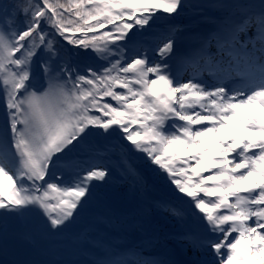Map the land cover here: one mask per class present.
<instances>
[{
  "label": "snow or ice",
  "instance_id": "6c2138e0",
  "mask_svg": "<svg viewBox=\"0 0 264 264\" xmlns=\"http://www.w3.org/2000/svg\"><path fill=\"white\" fill-rule=\"evenodd\" d=\"M224 7L239 15L181 54L175 28L147 30L183 0H0V239L32 211L61 232L107 180L109 152L135 178L125 145L90 143L103 137L187 198L204 225L184 237L198 264H264V0Z\"/></svg>",
  "mask_w": 264,
  "mask_h": 264
},
{
  "label": "rangeland",
  "instance_id": "374dc122",
  "mask_svg": "<svg viewBox=\"0 0 264 264\" xmlns=\"http://www.w3.org/2000/svg\"><path fill=\"white\" fill-rule=\"evenodd\" d=\"M183 3L184 8L180 11L179 15L166 17L164 16V14H158V18L156 19L153 26L147 30L152 36H159L161 34L168 33L170 31L168 27L174 26L175 22H180L181 25H184V29H179L175 32V49L178 53L180 50V46H182L183 49L181 54L185 53L194 45V37L203 35L204 31L206 32L209 29V26L216 24L217 20H222L229 14L230 11L236 12L235 9H228L224 6L243 3L256 4V0H223L218 5V10L215 11L213 9H210L209 7L207 8L206 6L199 7L194 4L189 5L184 2V0ZM195 8H202L204 11L206 10V13H208L207 18L205 20L195 21L193 24L191 23L189 26L185 27V22L194 19L198 14V11H200L192 10ZM236 15L238 16L239 13L236 12ZM181 33L182 35H180ZM149 40V44L155 46L156 41L152 39ZM212 51H215V49L213 48ZM179 66L180 64H177V66H175L174 61L173 71L175 67L178 68ZM205 79H208V77L205 76ZM0 111H2V108H0ZM119 135H122V133ZM89 139L91 144L93 142H95L96 144L99 142L101 144H105L108 139L113 140V138L104 139L103 137H91ZM117 141L118 143H121L126 147H132V145L127 141ZM123 151L128 156V159H131L134 163H136L134 159L140 162V164L137 163V165H139L140 167L139 169L146 170L148 168L147 163H145L148 160L143 153H128L125 149H123ZM120 152L121 150L117 149L116 151L110 152V154L108 153L109 155H106L105 160L101 159L103 156L101 158H98L99 160L101 159L100 161L106 164L109 168V176L107 177V180L105 182H93L91 195L88 197L84 205L77 210L75 217L71 221V223L68 224V226L61 232L55 234L46 233L44 231L43 217L36 211L29 212L23 218L9 217L5 221L7 225V236L6 238L0 239V264H71L72 261L77 257L73 255V252H75L76 247L81 244L80 240L77 241L75 237L79 236V234H81L80 232L85 230V232H83V241L81 240L83 244L88 235L94 234V232L103 231L101 229L102 227H99L100 225L105 224L104 227L108 228V222H112L115 218L119 219L122 211L123 216L128 219L125 221L129 222L128 224L126 223L125 225H123L121 229L117 231L118 233H120V236H124V233L130 236L133 235L134 239H140L138 240L140 241L138 243L139 245L142 244V241L146 238H151V241L146 242L145 245H156L158 243L157 248H162L164 243L169 241V235L165 236V238L167 237L166 239H164L162 236V239L157 240L161 235H157L155 231L148 232L144 236L138 237L140 231H138L139 228H135L136 224H148L146 223L147 220L145 219H147V217L149 216L154 223H158L160 220H164L160 212V207L162 206L160 202L162 199L161 194L162 196L163 194H167L172 197L174 196L173 198H175L176 203H181L183 205L186 203L185 201L187 200V198L185 197L181 199L180 194L173 189L174 187L169 186L170 183H167V178L164 173H160L161 178L157 177L158 185L154 186V190L143 192L144 190L137 187L135 183L136 181H141L140 184L144 185L145 180L141 179L144 176V173H139L136 170L137 173L135 178L131 176H125L121 171V167L118 166V161L121 158ZM164 183L167 184L163 185ZM159 186L163 187L161 188V194L156 192ZM134 195H136L137 197ZM133 207L136 208L135 212L134 210H132ZM173 207L176 208V205ZM190 212L193 214V209H191ZM190 212L189 210H187L182 216L179 217L183 219L185 218V220L188 219L190 222H192L194 218ZM77 216L79 217L78 219H76ZM141 216H143L144 218L141 219ZM170 219L177 221V217L171 215L169 219L164 220V223L170 224ZM195 220L197 222V225L191 226L192 230H190L193 231L194 235H203V227H201V224L198 223L197 219ZM173 226L177 227L178 225ZM131 227L135 228L134 232L129 231ZM157 227L156 229L168 228L163 224ZM115 230L116 229H114V231ZM167 230L169 232V229ZM180 243L185 242L181 240ZM122 245H124V243H122ZM185 246L186 249L184 248V250L186 252L191 253L193 251L192 254L194 253L196 256L201 257L200 253L195 252L187 243H185ZM131 252L133 254V259L140 258L143 264H166V261L163 258L160 261L158 260L159 258L156 259L158 261L152 259L150 260L147 252L143 251V248H140V250L135 249ZM164 256L165 258H170V255L168 254H165ZM107 259V257L100 258V264H109ZM129 260L132 261L131 258ZM127 264H129V261ZM130 264L135 263L131 262Z\"/></svg>",
  "mask_w": 264,
  "mask_h": 264
},
{
  "label": "water",
  "instance_id": "95a60500",
  "mask_svg": "<svg viewBox=\"0 0 264 264\" xmlns=\"http://www.w3.org/2000/svg\"><path fill=\"white\" fill-rule=\"evenodd\" d=\"M186 1L189 2V3H195V4L199 5V6H201V5L209 6V5H212V4H215V3L219 2L221 0H186Z\"/></svg>",
  "mask_w": 264,
  "mask_h": 264
},
{
  "label": "bare ground",
  "instance_id": "6f19581e",
  "mask_svg": "<svg viewBox=\"0 0 264 264\" xmlns=\"http://www.w3.org/2000/svg\"><path fill=\"white\" fill-rule=\"evenodd\" d=\"M250 4H254V3H250ZM183 66H186V65H183ZM182 67V66H181ZM182 70H184V68L182 67ZM183 77H184V74H183ZM135 185H136V183H135ZM167 214H171L170 212L169 213H167ZM142 218H144L143 216H141V219ZM148 223H149V226L151 225V223H152V220H148ZM96 242H99V240L98 241H96ZM102 242H104V241H102ZM119 260H123V261H125L124 259H119Z\"/></svg>",
  "mask_w": 264,
  "mask_h": 264
},
{
  "label": "trees",
  "instance_id": "16d2710c",
  "mask_svg": "<svg viewBox=\"0 0 264 264\" xmlns=\"http://www.w3.org/2000/svg\"><path fill=\"white\" fill-rule=\"evenodd\" d=\"M6 2H8V0H6ZM89 63H94L93 61H91V60H89L88 61ZM95 143V142H94ZM105 143H108V140H107V142H105ZM98 144H101L100 142L98 143ZM100 146V145H99Z\"/></svg>",
  "mask_w": 264,
  "mask_h": 264
}]
</instances>
